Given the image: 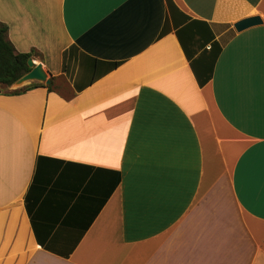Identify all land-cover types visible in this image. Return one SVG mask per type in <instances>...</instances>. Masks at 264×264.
<instances>
[{"label":"crops","instance_id":"obj_1","mask_svg":"<svg viewBox=\"0 0 264 264\" xmlns=\"http://www.w3.org/2000/svg\"><path fill=\"white\" fill-rule=\"evenodd\" d=\"M172 1L0 0V264H264V0Z\"/></svg>","mask_w":264,"mask_h":264},{"label":"trees","instance_id":"obj_2","mask_svg":"<svg viewBox=\"0 0 264 264\" xmlns=\"http://www.w3.org/2000/svg\"><path fill=\"white\" fill-rule=\"evenodd\" d=\"M167 2L169 5V9L172 12L175 5L172 0H167ZM197 28H198V31L196 32V34H199V26ZM8 31H9L8 25L0 21V83L6 86H11L17 80H19L23 75H25L31 70V68L28 66V59L34 55L36 50L33 49L30 52L17 51L14 44L8 39ZM167 31H168V27H166L165 25L161 35L167 33ZM179 38H180V41L183 45V48L187 56L192 62V65L195 70L199 83L201 85H204L211 79L212 65L215 59L217 58L221 47L218 46V43L213 42L211 49L204 52L203 54L204 57H202L203 55H201L203 60L206 59V61L207 59L209 60V58H211V63H210L211 66H209L207 63H204L205 69L198 70L195 60H193V57L194 55H196L197 51L196 50L191 51L189 49L190 46H186L184 39L182 38L180 32H179ZM214 45H217V46H214ZM199 60L200 58L198 56L196 59V62H199ZM200 71H203V72H200ZM39 85H44V84L43 83H32L21 89H17L13 91V93H21L25 90L34 88Z\"/></svg>","mask_w":264,"mask_h":264},{"label":"water","instance_id":"obj_3","mask_svg":"<svg viewBox=\"0 0 264 264\" xmlns=\"http://www.w3.org/2000/svg\"><path fill=\"white\" fill-rule=\"evenodd\" d=\"M263 22L260 16H250L238 21L234 27L237 31H243L249 27L259 25ZM28 66L31 70L17 80L12 87L20 88L33 82H40L50 85L52 83L51 75L46 70L42 62H37L33 57L28 59Z\"/></svg>","mask_w":264,"mask_h":264}]
</instances>
